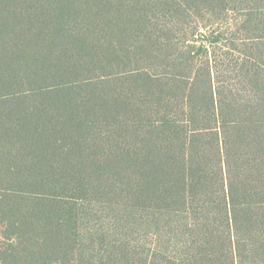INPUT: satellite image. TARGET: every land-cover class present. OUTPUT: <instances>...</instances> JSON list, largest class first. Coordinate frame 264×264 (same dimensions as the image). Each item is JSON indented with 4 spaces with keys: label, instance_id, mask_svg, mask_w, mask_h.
Returning a JSON list of instances; mask_svg holds the SVG:
<instances>
[{
    "label": "trees",
    "instance_id": "1",
    "mask_svg": "<svg viewBox=\"0 0 264 264\" xmlns=\"http://www.w3.org/2000/svg\"><path fill=\"white\" fill-rule=\"evenodd\" d=\"M0 264H264V0H0Z\"/></svg>",
    "mask_w": 264,
    "mask_h": 264
}]
</instances>
